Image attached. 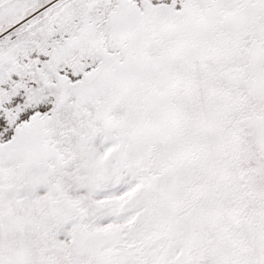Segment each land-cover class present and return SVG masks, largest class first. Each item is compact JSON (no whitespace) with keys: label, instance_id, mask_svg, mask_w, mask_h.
<instances>
[{"label":"snow or ice","instance_id":"snow-or-ice-1","mask_svg":"<svg viewBox=\"0 0 264 264\" xmlns=\"http://www.w3.org/2000/svg\"><path fill=\"white\" fill-rule=\"evenodd\" d=\"M0 264H264V0H0Z\"/></svg>","mask_w":264,"mask_h":264}]
</instances>
